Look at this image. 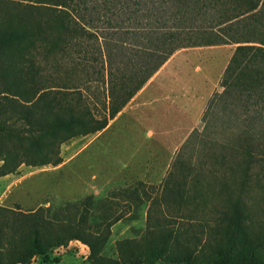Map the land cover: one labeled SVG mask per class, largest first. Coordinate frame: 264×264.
I'll list each match as a JSON object with an SVG mask.
<instances>
[{"label": "trees", "instance_id": "16d2710c", "mask_svg": "<svg viewBox=\"0 0 264 264\" xmlns=\"http://www.w3.org/2000/svg\"><path fill=\"white\" fill-rule=\"evenodd\" d=\"M222 44H234L222 90L201 118H222L233 144L206 154L204 171L176 154L157 187L135 180L30 210L0 205V264H27L71 240L95 264H264L242 200L264 163V0H0V175L59 164L63 143L104 128L174 51ZM216 169L236 175V190L222 181L213 224L189 233ZM141 206L139 234L106 255L110 226L138 219Z\"/></svg>", "mask_w": 264, "mask_h": 264}, {"label": "rangeland", "instance_id": "374dc122", "mask_svg": "<svg viewBox=\"0 0 264 264\" xmlns=\"http://www.w3.org/2000/svg\"><path fill=\"white\" fill-rule=\"evenodd\" d=\"M233 47L234 44H222L181 48L174 51L159 67V70L161 69L159 80L161 78L165 82L164 89H168L172 95V88L177 84L180 88L178 91L182 90L185 93V107L188 108V102H192L187 117L191 116L201 103L197 119L189 128L185 127V135L169 154L165 152L160 155L157 146L147 141L148 151L140 156L144 143L138 142L134 134V140L129 142L131 146L129 150L133 156L128 160L120 158L124 151L118 154L116 152L119 150L118 145L115 148L113 143L114 140L118 141V136L124 137L123 132L119 133L124 127H121L122 121H116L99 137L96 132L63 143L60 146L62 161L55 166L21 164L14 172L0 175V205L30 210L39 205H46V200L51 198L75 199L87 193L99 197L110 189L130 184L135 180L157 187L171 168V162L174 157L176 158V154L184 164L191 163L197 171L202 169L204 171L210 162L206 154L218 152L221 143L234 142V128L227 126L222 118L206 116L205 119L208 118L206 123L205 119L201 118L208 98L222 90L219 79ZM171 107L169 104L168 112L171 111ZM155 130L158 131L159 127L155 126ZM215 166L217 168V165ZM235 176H229L228 172L216 169L215 184L212 182L205 190L206 206L199 210L196 221L189 217L182 220L183 226H188L192 220L189 233L200 229L207 230L208 225L213 224L209 219L216 216L214 209L220 206L225 193L221 190L222 181L229 190L234 191ZM207 180H210L208 176ZM242 200L245 231L264 259V163L261 169L255 166L250 170V176L243 188ZM138 211V219L130 221L122 219L110 226V236L104 252L106 255L115 257L116 240L139 234L144 227L143 206ZM27 264L95 263L88 258V249L84 244L71 240L63 246L51 248L44 256H34ZM154 264L165 263L156 260Z\"/></svg>", "mask_w": 264, "mask_h": 264}, {"label": "crops", "instance_id": "0c3cea01", "mask_svg": "<svg viewBox=\"0 0 264 264\" xmlns=\"http://www.w3.org/2000/svg\"><path fill=\"white\" fill-rule=\"evenodd\" d=\"M160 73L161 69H158L108 124L97 132V137H99L116 121H122L121 127L124 128L119 130V133L123 132L124 137L116 136L118 141L114 140L113 145L115 148L118 145L119 150L116 151L118 154L124 151L123 156L120 157L124 160L133 156L129 150L131 149L129 142L134 140V134H136L138 142L144 143V148L139 153L140 156L148 151L147 141H150L151 145L157 146L160 155L165 152L169 154L173 151L174 145L185 135V127L189 128L200 113L201 103L194 109L191 116L187 117L186 114L191 108L192 102H188V108L185 107V93L182 90L178 91L180 88L177 84L172 88V95H170L168 89H164L165 82L161 78L159 80ZM177 86L178 88H176ZM169 104L172 107L168 112ZM185 119H187L186 122ZM155 126L159 127L158 131L155 130ZM159 154L158 156H160ZM120 161L122 162L121 159Z\"/></svg>", "mask_w": 264, "mask_h": 264}]
</instances>
